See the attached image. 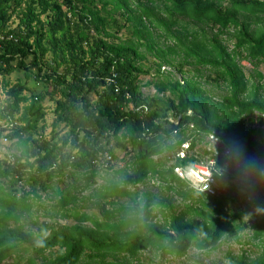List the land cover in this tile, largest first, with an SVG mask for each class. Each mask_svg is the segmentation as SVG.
<instances>
[{
    "label": "trees",
    "instance_id": "1",
    "mask_svg": "<svg viewBox=\"0 0 264 264\" xmlns=\"http://www.w3.org/2000/svg\"><path fill=\"white\" fill-rule=\"evenodd\" d=\"M0 36V137L8 129L14 149L11 161L0 154V264H145V250L179 257L191 246L214 249L225 236L240 242L249 225L244 242H258L260 254L228 250L226 264H264L256 196L264 185L263 74L254 69L252 81L241 64L264 63V0H0ZM16 71L23 78L11 84ZM205 82L226 92L212 98ZM46 97L55 103L48 134ZM208 133L240 164L228 168L238 184L216 195L191 188L167 161L209 153L220 177L232 179L221 144L217 153L194 147ZM185 140L196 154L174 159ZM113 144L131 151L115 169ZM102 171L110 176L95 188L89 207L97 211H80L75 178L87 185ZM150 178L154 189L145 186ZM110 179L117 189L96 195Z\"/></svg>",
    "mask_w": 264,
    "mask_h": 264
},
{
    "label": "rangeland",
    "instance_id": "2",
    "mask_svg": "<svg viewBox=\"0 0 264 264\" xmlns=\"http://www.w3.org/2000/svg\"><path fill=\"white\" fill-rule=\"evenodd\" d=\"M228 46L231 47L232 42H228ZM143 63L145 65H148L151 63V55L150 54H147V59L144 60ZM241 64H242V68H243L244 73L247 74V76H249L252 79V81L256 80V79H254L255 77H252V75H251V74H254L253 70L254 69L259 70L263 74V77L261 79V83L264 84V63L263 62L259 63L257 66H255L252 62L248 61L247 59H243L241 61ZM161 68H164V70L170 71L172 74V77L181 80L180 73L178 71H176L173 67H171V66L169 67V66L165 65L164 67L162 66ZM153 71H154V69L152 67L150 69V73L141 74L140 75L141 82L146 81V80L150 79L151 77H153L154 76ZM202 73L204 75H207L208 70L203 69ZM253 76H255V75H253ZM17 77L23 78V74L21 72L16 71V72H13L10 75H8L7 78L9 80V82L11 84H13L17 80ZM30 83H31V81H29V84ZM141 88H142L141 89L142 92L149 93V94L154 93V88L152 86H145V87H141ZM204 88L206 89V91L209 94H211L213 96L212 98H215V99H218L222 94H224L226 92V89L224 87L217 86L211 82H205ZM2 98H4V95ZM54 105H55L54 102L48 98H46L43 101V106H44L45 111H46V114L44 117V122L46 124L45 133H47V134H48V132H50V128H51L50 122L54 117V115H53ZM16 115H18V113ZM170 118L171 117H169V119ZM171 119L173 120V118H171ZM258 126H259V124L255 123V127H258ZM260 127L264 128V125H261ZM206 139H207L206 137L202 138L198 143H196V145L194 147L200 148V149L202 147H205V145L207 144ZM1 140H2V143L0 144V154L11 153L14 149L9 148V141H4L2 138H0V141ZM112 140L113 139H111V141ZM210 142H212L211 144H213V141H210ZM113 147H114V152H115V158L112 160V164L114 166L112 169H115V168L121 167L125 164L124 162L129 159V154L131 153V151H129V147H127L126 149H123L119 146H115L114 144H113ZM117 152H118V154H117ZM167 161H168V163L171 164V166H173V164H175L172 159L167 160ZM109 176H110V173H109ZM109 176H104V178H100L97 181V184L105 182ZM112 180L113 179L108 180L107 181L108 186L105 189L97 192L96 195H102L106 191L116 190L117 185L120 184V182H119V180L112 182ZM58 184L60 186L63 185V183H58ZM145 186L148 189H154V187H155L154 179L150 178L149 180H147V182L145 183ZM256 196H258L260 198V200L264 203V185L258 186ZM248 199H249V196L247 194H246V196L244 195L237 202V205H239L240 207H243L245 204L248 203L247 202ZM47 201L48 200H46V198H45L42 200V203L46 204ZM174 204L177 206V209L180 207L178 199H176V202ZM90 210L95 211V212L97 211L96 208H91ZM37 214H38V216L36 218L37 221H41L43 219H46L45 217H42L39 213H37ZM187 217H191L192 219H198L199 218L197 215H195L193 213L187 214ZM247 219L251 223L255 219V216L250 217V218H248L246 216L243 217V220H247ZM26 220H23V222H25ZM59 223L64 224V220H59L58 224ZM32 228L33 229H31V231L35 232L34 228H36V226H32ZM251 229H252L251 225H249L247 228H245L244 230L239 232V234L241 236L240 242H236L233 239V237L225 236L221 239L218 246L214 249H199L195 246H191L188 249V251L185 253V255L179 256V257L171 255V254H166L165 256L161 257L158 252L152 253L150 250L149 251L145 250V251H143V254L145 256V264H226V262H227L226 252L228 250H230L232 252V254L236 255V254H239L242 249H246L247 252L249 253L250 257H255V256L259 255L261 252L260 245L258 244V242L251 243V245L246 244L244 242L246 239L249 238V235L251 233Z\"/></svg>",
    "mask_w": 264,
    "mask_h": 264
},
{
    "label": "built area",
    "instance_id": "3",
    "mask_svg": "<svg viewBox=\"0 0 264 264\" xmlns=\"http://www.w3.org/2000/svg\"><path fill=\"white\" fill-rule=\"evenodd\" d=\"M2 36H0V39ZM114 77H116V74L114 72H111L110 76H107L108 82H113L114 84ZM1 78V77H0ZM1 87V85H0ZM1 89V88H0ZM114 89L117 91L118 87L117 85L114 86ZM125 96H128V93L125 94ZM173 121L171 118L169 119ZM5 126V124H2ZM8 127L11 126V123L7 124ZM192 124H190L191 126ZM8 131V129L3 131V136L1 137L4 141H8L7 137L5 136V133ZM175 130H173L174 132ZM207 139L209 140L208 143L205 145V148L208 150H212L213 153H217V145H222V151L221 154L224 157V167L223 172L228 173L232 175V179L224 181L223 178L220 177V174L217 172V168L215 167V161L213 155H210L209 153L205 155V158H202L199 161L195 162H187L184 165L175 163L172 166V171L176 174L177 177L184 179L187 181L189 186L193 188L194 190L204 193L206 195H216L219 194L222 189L229 185L230 181L231 184H238V181L241 179L239 176L234 175L228 168L230 166H240L238 163V159L234 157L228 146L224 144V140L221 136L216 135L214 133H208ZM213 141V144H211ZM2 143V140L0 141V144ZM189 141L185 140L182 144L179 150H177L174 154L175 158H182L186 157L191 154V152H196L197 150H192L189 147ZM5 154V153H4ZM6 159L13 160L12 154L7 153L5 154ZM109 158V155H106L105 159ZM218 174V176L216 175ZM242 189V190H241ZM244 189L239 188V192L243 193Z\"/></svg>",
    "mask_w": 264,
    "mask_h": 264
},
{
    "label": "crops",
    "instance_id": "4",
    "mask_svg": "<svg viewBox=\"0 0 264 264\" xmlns=\"http://www.w3.org/2000/svg\"><path fill=\"white\" fill-rule=\"evenodd\" d=\"M143 87H145V86H143ZM142 89V88H141ZM46 98H48V97H46ZM45 98V99H46ZM44 99V100H45ZM49 99V98H48ZM50 100H52V99H50ZM53 101V100H52ZM54 102V101H53ZM55 104V103H54ZM55 106V105H54ZM54 108V107H53ZM115 146H117V145H115ZM114 151V150H113ZM115 153V152H114ZM117 154H118V152H117ZM130 163H132V162H130ZM104 172V173H103ZM109 173L110 172H105V171H102V172H100L97 176H96V180H93V181H91V182H89V183H87V185H85L84 184V182H83V180H81V179H77V178H75V181L74 182H76V188L78 189L77 191L78 192H80V199L82 200L81 202H80V204H81V207H80V211L82 210V209H85V210H87V209H91V208H95L94 206H92V207H89V206H91V205H93L92 204V199H94V192H95V188L96 187H100L101 188V186H102V183H98L97 184V181L100 179L99 177L100 176H102V175H104V176H109ZM81 176V175H80ZM81 181V182H80ZM107 185V184H106ZM96 189H99V188H96ZM101 190H103V189H101Z\"/></svg>",
    "mask_w": 264,
    "mask_h": 264
},
{
    "label": "clouds",
    "instance_id": "5",
    "mask_svg": "<svg viewBox=\"0 0 264 264\" xmlns=\"http://www.w3.org/2000/svg\"><path fill=\"white\" fill-rule=\"evenodd\" d=\"M2 137V136H1ZM0 137V138H1ZM248 168H254L255 167V164L254 163H252V162H248V164L246 165Z\"/></svg>",
    "mask_w": 264,
    "mask_h": 264
}]
</instances>
